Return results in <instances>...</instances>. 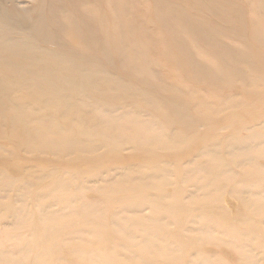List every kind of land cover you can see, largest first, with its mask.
Returning a JSON list of instances; mask_svg holds the SVG:
<instances>
[{
    "label": "rangeland",
    "instance_id": "obj_1",
    "mask_svg": "<svg viewBox=\"0 0 264 264\" xmlns=\"http://www.w3.org/2000/svg\"><path fill=\"white\" fill-rule=\"evenodd\" d=\"M176 1L207 32L181 38L210 76L168 44L151 0H94L85 5L102 38L116 39L109 49L121 45L120 19L135 16L140 35L128 41L149 29L153 46L136 47L152 69L108 64L158 107L92 108L85 116L101 117L90 130L76 117L62 133L43 127L71 138V152L26 148L0 114L10 133H0V264H264V0L215 1L223 14ZM48 118L63 122L54 110Z\"/></svg>",
    "mask_w": 264,
    "mask_h": 264
},
{
    "label": "bare ground",
    "instance_id": "obj_2",
    "mask_svg": "<svg viewBox=\"0 0 264 264\" xmlns=\"http://www.w3.org/2000/svg\"><path fill=\"white\" fill-rule=\"evenodd\" d=\"M151 1L156 6V14L163 26L161 30L171 35L168 44L179 53L183 52L190 62L193 61L181 37L184 33L206 36L205 29L194 23L188 11L176 4V0ZM195 1L212 6L211 11L216 14H223L214 4L217 0ZM86 2L93 3L94 0H36L32 5L28 0H0V114L10 118L13 135L28 149L35 147V142L43 141L50 146H65L71 152V138H51V131L42 129L51 123L55 125L54 132L62 133L66 118L76 117L90 130L94 125L93 118L101 117L100 114L86 117V112L92 108L109 115L117 109H121L122 114L138 111L133 106H143L149 110L158 107L150 93L126 82L111 71L108 64L117 59L121 71L137 62L152 69L149 64L152 60L136 47L137 42L146 47L153 46L154 42L146 37L149 29L144 27V40L132 36L128 41L126 36L129 32L140 35V30L128 23L136 21L135 16L126 17V20L121 16V45L109 49L116 39L102 38L97 30L99 21L95 17L98 11L86 6ZM119 7L125 13L130 12L128 6ZM103 12L108 13L104 16L105 23H108L113 9L110 13L103 8ZM125 25L129 26L127 32L124 31ZM109 32L110 29L106 28L104 35L108 37ZM192 68L197 73L204 71L210 76L211 72L204 70L197 61L192 62ZM148 82L151 81L146 79L143 83L147 85ZM160 83L169 89L166 82ZM152 84L149 89L156 88ZM137 94L151 104L144 105L135 97ZM53 110L62 114V123L48 118ZM33 113L35 118L30 117ZM113 127L117 129L115 125ZM0 133L10 135L2 130Z\"/></svg>",
    "mask_w": 264,
    "mask_h": 264
}]
</instances>
